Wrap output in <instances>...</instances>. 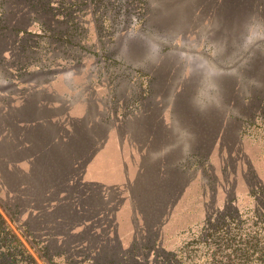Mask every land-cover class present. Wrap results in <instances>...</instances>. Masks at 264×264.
<instances>
[{
	"label": "rangeland",
	"instance_id": "374dc122",
	"mask_svg": "<svg viewBox=\"0 0 264 264\" xmlns=\"http://www.w3.org/2000/svg\"><path fill=\"white\" fill-rule=\"evenodd\" d=\"M3 9L21 29L0 30V211L13 227L60 202L83 222L74 231L155 241L159 255L138 256L159 264L207 220L259 225L264 0H72L64 35L36 1Z\"/></svg>",
	"mask_w": 264,
	"mask_h": 264
},
{
	"label": "trees",
	"instance_id": "16d2710c",
	"mask_svg": "<svg viewBox=\"0 0 264 264\" xmlns=\"http://www.w3.org/2000/svg\"><path fill=\"white\" fill-rule=\"evenodd\" d=\"M33 1L56 12L61 22L67 21L64 28L54 30L53 34L67 33L68 21L72 19V0ZM3 4L4 0H0V30H21L6 24ZM21 32L33 36L27 30ZM28 40L26 38L21 45L31 47ZM59 203L48 211H38L33 217L37 221L35 224L27 218L15 227L10 224L12 216L8 215V220L0 211V264H150L147 258L138 256L139 252L152 250L159 255L162 251L157 249L155 241L149 245L133 241L129 248H123L116 245L115 233L110 234V229L105 233L91 229L84 233L87 230L85 223L74 231L77 223H83L82 220L71 223L57 214ZM69 212L82 214L77 208ZM238 215L229 212L218 222L207 220L208 225L202 226L195 237L185 241L181 256L166 252L157 261H161L159 264H264V212H257L260 223L254 227L245 225ZM91 238L95 240L91 241ZM72 242L76 244L72 245Z\"/></svg>",
	"mask_w": 264,
	"mask_h": 264
},
{
	"label": "crops",
	"instance_id": "0c3cea01",
	"mask_svg": "<svg viewBox=\"0 0 264 264\" xmlns=\"http://www.w3.org/2000/svg\"><path fill=\"white\" fill-rule=\"evenodd\" d=\"M42 68H45V67H41V68H37V69H41V70H47V69H42ZM29 98H19L18 96V110L19 108H22L23 106H28L29 104V107H30V104H31V101L29 100ZM59 105L61 106V102L59 101ZM45 109V108H43Z\"/></svg>",
	"mask_w": 264,
	"mask_h": 264
}]
</instances>
